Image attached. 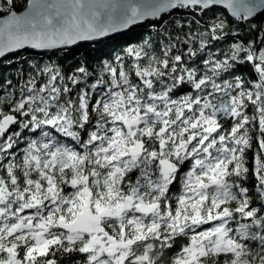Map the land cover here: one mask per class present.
I'll return each mask as SVG.
<instances>
[{
    "label": "snow or ice",
    "instance_id": "snow-or-ice-1",
    "mask_svg": "<svg viewBox=\"0 0 264 264\" xmlns=\"http://www.w3.org/2000/svg\"><path fill=\"white\" fill-rule=\"evenodd\" d=\"M0 264H264V0H0Z\"/></svg>",
    "mask_w": 264,
    "mask_h": 264
},
{
    "label": "trees",
    "instance_id": "trees-1",
    "mask_svg": "<svg viewBox=\"0 0 264 264\" xmlns=\"http://www.w3.org/2000/svg\"><path fill=\"white\" fill-rule=\"evenodd\" d=\"M17 10H19V9H17ZM119 39H120L119 37L116 38V40H119Z\"/></svg>",
    "mask_w": 264,
    "mask_h": 264
},
{
    "label": "water",
    "instance_id": "water-1",
    "mask_svg": "<svg viewBox=\"0 0 264 264\" xmlns=\"http://www.w3.org/2000/svg\"><path fill=\"white\" fill-rule=\"evenodd\" d=\"M19 11V10H18Z\"/></svg>",
    "mask_w": 264,
    "mask_h": 264
}]
</instances>
